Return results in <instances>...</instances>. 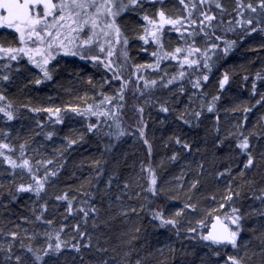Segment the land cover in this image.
I'll use <instances>...</instances> for the list:
<instances>
[{
    "label": "snow or ice",
    "instance_id": "1",
    "mask_svg": "<svg viewBox=\"0 0 264 264\" xmlns=\"http://www.w3.org/2000/svg\"><path fill=\"white\" fill-rule=\"evenodd\" d=\"M228 3L0 0V264H151L138 253L131 258V247L122 260L107 255L116 250L94 236L108 223L105 198L119 215L146 218L174 238L156 249V264H264V112L249 126L254 108L264 109V63L250 85L249 75L241 77L243 89L258 95L251 105L236 99L235 72L225 64L246 40L245 50L264 59V0ZM77 61L83 64L71 69V80L89 89L75 95V103L13 98V89L52 81L71 93L58 77ZM87 65L99 79L79 75ZM152 110L179 122L165 141L173 146L167 163L200 153L183 129L212 122V163L220 166L212 169L210 190L203 185L209 172L203 158L161 181L158 168L165 162L150 159ZM221 112L232 114L228 129ZM77 119L83 130L72 127ZM88 137L104 147L91 161L95 172L62 184L67 154ZM125 138L142 141L149 159L132 178L114 166L101 185L104 156ZM142 231L137 224L131 240Z\"/></svg>",
    "mask_w": 264,
    "mask_h": 264
},
{
    "label": "trees",
    "instance_id": "2",
    "mask_svg": "<svg viewBox=\"0 0 264 264\" xmlns=\"http://www.w3.org/2000/svg\"><path fill=\"white\" fill-rule=\"evenodd\" d=\"M260 39V37H257L251 42V44L258 46ZM250 46L249 41H244L236 52L228 57L225 64L235 72V87L233 88V92L236 95V99L241 103H243L245 99L246 102H244V104L251 105L254 104L258 95L253 97L249 91L243 89L241 77L245 74L249 75L250 85L252 73L259 69L260 65L264 63V59H262L256 51L245 50ZM82 64L83 62L77 61L75 64L66 65V67L69 68V71L62 73V76L58 77L61 84L65 87H72L73 91L71 93L65 91L64 88L57 85L55 81H52L40 86L31 85L30 88L23 89L22 91L19 89H13V98L18 102H25L26 100L31 99L33 103L39 101L43 104L65 103L69 100L75 103L74 96L89 89V86L86 83H75L71 80V69ZM79 75L85 78L87 75H93L95 79H99L100 73L91 65H87L83 67V70ZM225 103H227V101H225ZM262 112H264V109L259 107L254 108L253 112L249 114V126L257 122L258 117ZM46 115L47 114L45 113H41L40 117L43 119ZM221 119L223 123L222 112ZM161 120H164L165 122L162 124ZM166 121L164 114L152 110V119L149 122L148 127V135L153 144V153L150 159L157 165L166 158L164 157L165 155H170L171 149L165 144V141L176 131V129L166 124ZM75 122H72V127L83 130L80 128L81 121L78 123ZM25 123L28 122L25 121ZM211 123V121H208L205 125L196 129H183L184 133L192 138L193 148L195 149L197 146L201 147L202 151L200 153H195L200 155V158H203L206 161L210 169L213 165L212 152L214 151L211 147L214 137L209 132ZM66 133L67 128L65 127L62 134ZM36 139L40 140V137H37ZM130 139L131 138H125L116 146L112 153L104 156V159L108 162L106 165H103L105 167V176L101 177V185H103L107 175L112 171L114 166H118V172L122 178H131L139 172L140 163L149 159L146 145L140 140H136V143L131 144ZM88 140L90 141L89 143L77 145L75 146V150H70L67 154L65 172L61 173L63 178L61 181L62 184H77L80 178L95 172V169L90 167L91 161L100 157V154L104 152V147L102 143L98 142L93 137H88ZM57 146H59V142H57ZM205 148H207V151H204ZM49 151L51 152V148ZM81 165H83V167H81ZM178 165L179 162L174 163L173 165L166 164L163 165V167L158 168L161 181H168L174 171H176ZM216 165H218L217 167L220 166L219 163L215 164V166ZM74 171L75 176L72 175ZM257 179L259 180V176H257ZM203 185L206 189L210 190L214 186V177L212 179V176L206 174L203 178ZM126 202L129 204L137 203V201L131 200ZM101 207L104 209L102 219H108V223L107 225L101 223L99 229L94 230V236L98 237L101 243L107 240L106 246L116 250L107 255H116L118 259L122 260L124 258V253H126L131 247L134 249L133 257L131 258H135L138 253L140 257H146L151 264H156V260L159 259V254L156 253V249L158 247H163L165 243H174V238L172 241H169V234L162 229H153L152 226L147 223L146 218L138 220L135 214H129L128 217L119 215L118 207L115 205L110 206L106 199ZM137 224H143V231L138 234L140 236L139 239L131 240V236L134 234L133 229ZM90 231L93 230L90 228ZM204 251H206V249H201V253ZM148 253H155V256L148 255ZM85 259L89 260L93 259V257L91 255H86Z\"/></svg>",
    "mask_w": 264,
    "mask_h": 264
},
{
    "label": "rangeland",
    "instance_id": "3",
    "mask_svg": "<svg viewBox=\"0 0 264 264\" xmlns=\"http://www.w3.org/2000/svg\"><path fill=\"white\" fill-rule=\"evenodd\" d=\"M234 6V0H229V3H228V7L229 8H231V7H233ZM244 102H246V100L244 99V101H243V103ZM177 107H180V104H177ZM154 111H156V110H154ZM222 114H223V127L225 128V129H228V128H230L231 127V123H232V114H230V113H223L222 112ZM236 116L238 117V116H240V114L239 113H236ZM167 121H166V124H168L170 127H172V128H174V129H176L177 127V125H178V121H174V120H171V119H166ZM80 120L79 119H77L76 120V122L75 121H73V122H75V123H78ZM130 143L131 144H134V143H136V139H133V138H131L130 139ZM166 144V143H165ZM167 145V144H166ZM167 146H169V148L171 149V151H172V147L173 146H170V145H167ZM186 156H190L191 157V161H182V162H179V165L177 166V169H176V171H174V173L173 174H175V173H177V172H179L180 171V168H181V166H182V164L183 163H187V162H192L193 163V166H194V162L196 161V160H199V158H200V155H197L196 153H195V151H194V153H191V154H185ZM164 157H166V158H164V160H162V161H164L165 163H164V165H166V164H170V165H173L174 163H167V157L168 156H164ZM209 171L210 172H212L211 170H210V168H209ZM193 175V173H189V178H191V176ZM134 177V176H133ZM172 177V176H171ZM171 177L168 179V180H171ZM132 178V177H131ZM116 192H118L119 190L118 189H116L115 190ZM106 199V201H107V203H109L111 206H116V204H113L112 202H111V200H109L108 198H105ZM112 199L114 200L115 199V197L113 196L112 197ZM128 201V200H127ZM127 203V202H126ZM127 204H129V203H127ZM119 209V208H118Z\"/></svg>",
    "mask_w": 264,
    "mask_h": 264
},
{
    "label": "bare ground",
    "instance_id": "4",
    "mask_svg": "<svg viewBox=\"0 0 264 264\" xmlns=\"http://www.w3.org/2000/svg\"><path fill=\"white\" fill-rule=\"evenodd\" d=\"M213 166H215V165H212V167H211V171H212V169H213ZM218 165H216L215 167H217ZM207 175H210V176H212V174H211V172L209 171L208 173H207ZM212 179H213V176H212Z\"/></svg>",
    "mask_w": 264,
    "mask_h": 264
}]
</instances>
